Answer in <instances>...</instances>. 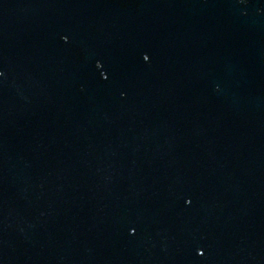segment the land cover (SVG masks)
I'll return each instance as SVG.
<instances>
[{"label": "water", "instance_id": "water-1", "mask_svg": "<svg viewBox=\"0 0 264 264\" xmlns=\"http://www.w3.org/2000/svg\"><path fill=\"white\" fill-rule=\"evenodd\" d=\"M0 264H264V0H0Z\"/></svg>", "mask_w": 264, "mask_h": 264}]
</instances>
